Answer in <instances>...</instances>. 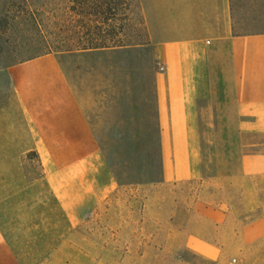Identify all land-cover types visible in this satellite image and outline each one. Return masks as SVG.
I'll return each mask as SVG.
<instances>
[{
    "label": "crops",
    "instance_id": "crops-1",
    "mask_svg": "<svg viewBox=\"0 0 264 264\" xmlns=\"http://www.w3.org/2000/svg\"><path fill=\"white\" fill-rule=\"evenodd\" d=\"M143 1L148 11L187 12L186 31L165 32L152 43L153 60L164 68L155 73L153 85L163 172L158 186L177 187L203 178L199 124L214 121L209 108L214 68L223 65L219 56L225 50L238 132L264 136V32L234 33L231 0H177L175 6L170 0ZM148 25L154 26L151 21ZM4 79L0 264H120L119 252L134 251L136 244L150 249L144 212L142 239L136 241L134 210L126 212L121 224L119 213L104 210L121 185L102 152L98 127L57 57L48 53L13 65ZM246 177L243 170L216 179L221 217L245 216L235 198L246 194ZM105 215L111 223L100 229L97 220ZM158 220L165 227L161 211ZM163 235V250L177 251L184 245V233L178 229Z\"/></svg>",
    "mask_w": 264,
    "mask_h": 264
},
{
    "label": "rangeland",
    "instance_id": "rangeland-1",
    "mask_svg": "<svg viewBox=\"0 0 264 264\" xmlns=\"http://www.w3.org/2000/svg\"><path fill=\"white\" fill-rule=\"evenodd\" d=\"M170 1L173 5L177 2ZM231 3L234 33L264 32V0ZM72 6V0H0V10H11L10 17L24 16L25 20L10 22L6 30L0 27V83H6L4 74L13 65L46 53L57 57L96 123L104 157L121 185L104 210L119 213L123 217L118 219L120 224L126 221V212L134 210V227L139 234L136 241L142 239V212L146 214L151 248L144 251L136 244L134 251L119 252V263L264 264V136L238 132L226 50L219 56L223 65L218 63L214 68L215 93L209 107L214 121L199 124L203 178L177 187H159L163 172L153 85L155 73L164 68L153 60L152 43L164 38L165 32L186 31L187 12L148 11L143 0H131L129 11H119L115 24L126 25L118 38L130 45L82 52L75 50L76 32H84L81 26L85 20L79 21ZM166 19L172 23H164ZM150 21L154 24L151 28ZM79 37L83 38V33ZM243 170L247 174L246 186H242L246 194L235 201H241L245 216L223 218L216 179L233 177ZM160 211L166 218L161 223L165 227L159 225ZM110 223V216L105 215L96 226L101 229ZM171 229L184 233V245L177 251L161 248L163 232ZM172 247L169 244L168 248Z\"/></svg>",
    "mask_w": 264,
    "mask_h": 264
},
{
    "label": "trees",
    "instance_id": "trees-1",
    "mask_svg": "<svg viewBox=\"0 0 264 264\" xmlns=\"http://www.w3.org/2000/svg\"><path fill=\"white\" fill-rule=\"evenodd\" d=\"M25 1L27 0H23V2ZM130 2L131 0H72V11L80 19L79 21L85 20L81 26L84 28V32H76L78 39L75 44V50L86 52L108 50L130 45L128 42L122 40V38H118V35L124 34L126 25L120 24L118 27L115 26L117 14L119 11H129ZM25 12L26 9L22 10L20 15ZM10 14L11 10H0V27H4L5 30L9 27L10 22L24 18V16L10 17ZM22 21L25 23V20ZM77 27L80 29V26ZM102 28L104 31H102ZM115 30L118 31V34ZM80 33H83V38L79 37ZM44 43L45 47H47V43Z\"/></svg>",
    "mask_w": 264,
    "mask_h": 264
},
{
    "label": "built area",
    "instance_id": "built-area-1",
    "mask_svg": "<svg viewBox=\"0 0 264 264\" xmlns=\"http://www.w3.org/2000/svg\"><path fill=\"white\" fill-rule=\"evenodd\" d=\"M162 69V68H161Z\"/></svg>",
    "mask_w": 264,
    "mask_h": 264
}]
</instances>
